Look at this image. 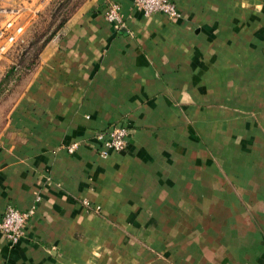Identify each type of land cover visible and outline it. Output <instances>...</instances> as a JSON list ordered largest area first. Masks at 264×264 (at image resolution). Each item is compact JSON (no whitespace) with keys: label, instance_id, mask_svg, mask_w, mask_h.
<instances>
[{"label":"crops","instance_id":"obj_1","mask_svg":"<svg viewBox=\"0 0 264 264\" xmlns=\"http://www.w3.org/2000/svg\"><path fill=\"white\" fill-rule=\"evenodd\" d=\"M49 1L26 0L20 23ZM173 1L170 21L93 0L41 52L10 122L27 133H0V215L35 207L17 244L0 236V264H264V0L218 21L211 0ZM222 22L250 33L206 36ZM113 125L127 149L101 158L96 135ZM137 236L167 239L176 261L125 244Z\"/></svg>","mask_w":264,"mask_h":264},{"label":"rangeland","instance_id":"obj_2","mask_svg":"<svg viewBox=\"0 0 264 264\" xmlns=\"http://www.w3.org/2000/svg\"><path fill=\"white\" fill-rule=\"evenodd\" d=\"M92 1L93 0H50L49 3L45 6V9L37 15L33 23L28 25V27H25V32L22 36V39L14 46V48L7 55L0 58V133L1 132L27 133L26 125L13 126L10 122L12 120L11 119L12 114L15 113L16 109L22 105V102L27 101V100L25 101V97H24L25 94L27 93V84L31 80L32 75L35 72V69L40 63L41 52L43 51V49L47 44L48 45L53 44L55 38H58V36L62 32L61 27L72 16H74L75 13H77V11H79L84 6L89 5ZM210 3L209 4L215 8L212 11L215 12L214 15L218 18L216 19V21L224 20V19L228 20V17L231 16L228 9L230 5L238 7L239 9L242 10V11L240 10L241 12H244L245 11L244 9L248 5L246 0H238L237 3L235 4L226 3L224 0L221 1L211 0ZM102 5L108 7L110 4L108 3V1H105ZM220 5L222 6L217 8ZM209 16L211 17L213 16V14ZM167 19L170 20L169 18ZM210 19H211L210 21H213L212 20L213 17H211ZM62 21L63 23L61 24ZM208 25L210 26L214 25L215 27L211 29V32L206 31V36L211 38H216L217 40L220 39L223 40L225 38L226 39L237 38V40H239L247 37L246 36L247 34H244V32H249V30L239 29L241 33L237 32L236 34H233L234 30L233 31L226 30L229 28H234V25L232 24L233 26L231 27L230 26L231 24L229 22L227 23L222 22L220 25L218 24L219 28L217 26V23H208ZM199 36H203V31H200ZM235 44H236L235 40L232 41V44L230 42H227L225 44V47L223 48L219 47L218 49L224 50L228 48V49H232V52H234L236 51ZM206 48L214 49L213 46L212 47L207 46ZM238 52L244 53L241 51V45L238 46ZM224 53H225L224 51L221 52V54ZM219 54L220 53L218 52L214 53V55L216 56H219ZM221 68L224 67L222 66ZM212 80L213 78L210 79L207 78V81H212ZM215 81L217 80L215 79ZM216 101L218 102V99ZM222 103L224 104V102ZM213 106H218V104H216L214 101ZM65 147L66 144L60 143L55 150L59 151ZM82 201H83L82 204L86 208H88V204H89L88 201L87 200H82ZM36 204L37 203H35L34 206H36ZM95 209L97 211L94 209L93 211L99 214L98 211H100V209L99 208H95ZM2 215H0V219ZM143 229H145V227H143ZM24 231L25 228L23 230V234L21 238L24 236ZM0 236L3 237L1 233ZM137 237L139 238L136 239L135 238L131 239L129 237L125 238L124 242L125 244L128 242L131 243L133 241L134 243L136 242L142 243V245L145 246L147 250L151 249L147 253L152 252L151 254L153 255V257L158 258L159 260L162 261H168L170 263L171 261H176L175 259L170 257L168 250L165 251L167 247L165 249H163L165 247L164 245L162 248L160 247L161 243L167 244V239L158 238L157 241L160 244L156 246V244H150V240L148 238H144L141 236H137ZM21 238L18 240V242L21 240ZM124 242L122 240L121 243H119V245L124 244ZM15 244H11V245L13 246ZM110 256L112 255H108L107 253L105 254V257H108L109 260H111Z\"/></svg>","mask_w":264,"mask_h":264},{"label":"built area","instance_id":"obj_3","mask_svg":"<svg viewBox=\"0 0 264 264\" xmlns=\"http://www.w3.org/2000/svg\"><path fill=\"white\" fill-rule=\"evenodd\" d=\"M0 0V58L7 55L14 46L22 39L25 26L20 23L22 5L26 0ZM133 7L144 16L162 14L169 19L179 17L173 0H133ZM105 19L119 28L122 24L120 7L118 4L108 6ZM128 130L125 127L113 125L107 130L96 135L101 147L98 155L106 158L113 153H121L128 146ZM78 148V143H72L65 147L68 154H73ZM35 207L27 211H19L9 207L0 219V233L11 243L15 244L21 238L23 230L29 218L33 215Z\"/></svg>","mask_w":264,"mask_h":264},{"label":"trees","instance_id":"obj_4","mask_svg":"<svg viewBox=\"0 0 264 264\" xmlns=\"http://www.w3.org/2000/svg\"><path fill=\"white\" fill-rule=\"evenodd\" d=\"M63 23V21L61 22V24ZM60 26H62V25H60Z\"/></svg>","mask_w":264,"mask_h":264}]
</instances>
